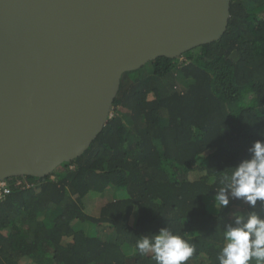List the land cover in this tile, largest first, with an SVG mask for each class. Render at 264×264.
<instances>
[{"label":"trees","instance_id":"obj_1","mask_svg":"<svg viewBox=\"0 0 264 264\" xmlns=\"http://www.w3.org/2000/svg\"><path fill=\"white\" fill-rule=\"evenodd\" d=\"M260 139L264 0H231L219 39L123 74L110 118L81 155L43 177L5 179L0 264H155L135 243L162 227L195 247L187 264H218L234 214L264 217L259 201L214 202L219 178Z\"/></svg>","mask_w":264,"mask_h":264},{"label":"water","instance_id":"obj_2","mask_svg":"<svg viewBox=\"0 0 264 264\" xmlns=\"http://www.w3.org/2000/svg\"><path fill=\"white\" fill-rule=\"evenodd\" d=\"M230 2L0 0V180L81 155L123 74L219 39Z\"/></svg>","mask_w":264,"mask_h":264},{"label":"clouds","instance_id":"obj_3","mask_svg":"<svg viewBox=\"0 0 264 264\" xmlns=\"http://www.w3.org/2000/svg\"><path fill=\"white\" fill-rule=\"evenodd\" d=\"M248 156L233 165L230 172L218 180L214 194L217 206L227 208L230 199L255 208L264 206V139L255 140L247 148ZM136 251L144 256L152 253L155 264H187L195 247L181 235L162 227L150 235H141ZM218 264H264V217L256 212L234 214L232 223L225 225L218 248Z\"/></svg>","mask_w":264,"mask_h":264},{"label":"rangeland","instance_id":"obj_4","mask_svg":"<svg viewBox=\"0 0 264 264\" xmlns=\"http://www.w3.org/2000/svg\"><path fill=\"white\" fill-rule=\"evenodd\" d=\"M112 193H113V195H114V192H113V191H112ZM112 193H110V194H112ZM110 194H109V196H113V195H110ZM95 196H96V197H93L92 200H91L93 203H90L89 201L86 202V204H87V205H86V209H87V211H88L89 213H93V209H94V206H93V205H95V203L98 204V205L100 204L101 199H100L97 195H95ZM97 197H98V198H97ZM96 198H97V199H96ZM89 203H90V204H93V205L90 206Z\"/></svg>","mask_w":264,"mask_h":264},{"label":"built area","instance_id":"obj_5","mask_svg":"<svg viewBox=\"0 0 264 264\" xmlns=\"http://www.w3.org/2000/svg\"><path fill=\"white\" fill-rule=\"evenodd\" d=\"M9 191L6 180H0V198Z\"/></svg>","mask_w":264,"mask_h":264}]
</instances>
